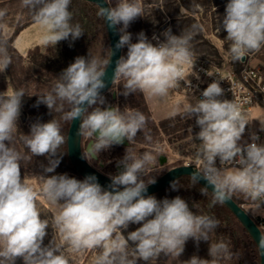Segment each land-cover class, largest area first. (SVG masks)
Instances as JSON below:
<instances>
[{
  "label": "clouds",
  "instance_id": "1",
  "mask_svg": "<svg viewBox=\"0 0 264 264\" xmlns=\"http://www.w3.org/2000/svg\"><path fill=\"white\" fill-rule=\"evenodd\" d=\"M71 2L21 0L33 22L45 30L43 44L56 45L69 37L75 41L84 34L78 23H71ZM97 16L109 27L118 29L116 48L127 47L126 55L116 61L113 75V81H123L121 94L125 97L136 91L165 96L184 80L182 66L193 67L194 32L191 30L174 35L168 29L163 33L164 40L155 45L141 32L137 42H132V34L127 29L142 16L139 0H115L114 4L113 0H104L98 5ZM221 28L231 42L229 55L233 61H241L247 54L259 51L264 47V0H229L220 21ZM109 55H113L112 51ZM109 63L110 59L77 57L49 91L36 95L37 105L44 104L50 112L61 113L59 120L53 118L46 123L32 124L30 133L22 137L31 156L47 157L49 164L44 168L45 173L55 171L63 154L59 150L66 143V137L62 134L61 122L80 121L79 135L88 141L83 158L88 161L125 140L131 146L138 132L151 140L144 113L128 108L121 110L118 106L101 107L105 103L101 95L106 86L104 69ZM10 64L7 48L0 43V73ZM223 95L220 83L213 81L199 98L192 96L183 106V113L194 119L199 128L195 133L199 144L191 180L207 182L208 186L201 189L202 195H207L211 187L210 206L223 205L234 194L241 193L254 202H261L256 205L259 208L264 204V143H257L256 134L251 135V142L242 141L249 123L240 106L221 99ZM25 96L23 89L0 92V264H16L18 258L23 264H69L63 251L65 245L74 252L93 250L90 264H138L141 260L150 264L161 253L180 257L189 239L197 245L200 241L209 242V235L219 227V220L195 214L180 196L158 200L154 195H145L148 185L156 182L153 178L146 183L142 178L146 169L155 164V156L150 150L136 153L129 146L118 162L123 170L110 177L111 190L102 188L95 176L83 180L67 174L43 176L40 195L50 205L52 224L60 237V243L52 239L45 246L49 221L41 218L37 193L21 178L20 162L24 157L11 146L19 131L18 119ZM171 188L178 190L175 182ZM130 224L141 226L125 235ZM258 247L264 252V235ZM208 251L211 259L194 255L185 264H217L219 258L231 254L224 241L209 243Z\"/></svg>",
  "mask_w": 264,
  "mask_h": 264
},
{
  "label": "rangeland",
  "instance_id": "2",
  "mask_svg": "<svg viewBox=\"0 0 264 264\" xmlns=\"http://www.w3.org/2000/svg\"><path fill=\"white\" fill-rule=\"evenodd\" d=\"M229 0H139L142 7V16L137 17L127 29L132 34V42H137V36L143 32L148 40L153 43V37L164 40L163 33L171 29L172 34L180 35L182 32L193 31L194 38L191 41L193 57L215 65L236 62L248 66L264 68V47L259 51L251 52L244 57V61H233L229 55L230 41L225 37L226 31L220 29V21L225 14L226 4ZM115 0H113V4ZM69 10L73 14L72 24H79L84 34L77 40L58 42L56 45H45L42 43L44 28L38 24L31 25L18 36L19 30L33 22L31 13L21 4V0H11L0 4V43H3L11 57V64L4 73H0V92H12L23 89L26 96L23 98L21 115L18 119V130L11 146L19 151L24 159L21 160V178L28 183L37 193V206L42 219L49 221L47 235L43 244L47 246L53 239L60 243V237L52 224V211L50 205L40 195L43 176H50L41 173L49 161L46 156H31V153L23 143L24 134H29L31 125L36 122L46 123L53 118L57 119L61 113L50 112L46 105H37L38 96L49 91L57 77L66 69L69 63L67 56L73 48L79 54L78 57H98L108 59L109 46L107 35L103 26V20L97 16L98 8L91 3L72 1ZM197 26L193 29V26ZM23 33V34H22ZM22 37V38H21ZM23 39L22 43L21 40ZM27 50H24L27 46ZM35 43L39 45L34 46ZM21 52H17L15 47ZM127 47L121 49V56L126 55ZM69 57V56H68ZM263 72V71H262ZM123 81L113 82L110 89L101 95L105 103L101 107L118 106L121 110L128 108L139 110L148 118L146 132L151 140H146L144 133H137L135 143L131 146H112L109 150L101 152L97 159L88 161L96 170L111 177L119 174V161L124 157L125 150L130 148L136 153L152 151L155 156V164L146 169L143 179L147 183L153 178L159 177L167 169L182 165L185 161L192 162L196 159V150L199 141L195 139L198 127L190 124L187 127L181 125L172 130V125H167L163 130L159 126L160 119L167 116L164 112L166 106L169 108L178 107L181 103L178 99L165 96H153L155 105L153 110L147 106L144 99V92L136 91L127 97L122 95ZM30 96V97H29ZM114 97V98H113ZM159 97V98H158ZM169 101V103H168ZM163 105V107H162ZM165 105V106H164ZM180 107V106H179ZM164 109V110H163ZM176 110V109H175ZM180 114V113H179ZM167 117L168 118H174ZM186 117L180 124H185ZM179 125V124H178ZM88 141L81 137L84 150ZM128 142V141H127ZM166 158L164 165L158 163V158ZM30 157V158H29ZM67 174L70 178L78 177L72 173H57L56 175ZM80 180V179H78ZM188 202L191 210L198 215L212 216L210 206L211 200L199 194H189L183 197ZM213 217V216H212ZM220 221V227L216 228L209 235V242L200 241L199 244L189 239L185 244V250L180 257L160 254L150 264H185L192 256L202 259H211L209 256V243L224 241L230 250V255L217 260V264H257L253 247L250 245L247 236L236 225L233 219L225 216ZM137 224H130L124 232L134 231ZM63 251L69 259V264H90L93 250L74 252L67 245ZM16 264H23L18 258ZM138 264H146L138 261ZM259 264V262H258Z\"/></svg>",
  "mask_w": 264,
  "mask_h": 264
},
{
  "label": "built area",
  "instance_id": "3",
  "mask_svg": "<svg viewBox=\"0 0 264 264\" xmlns=\"http://www.w3.org/2000/svg\"><path fill=\"white\" fill-rule=\"evenodd\" d=\"M156 38L153 41L154 45L158 41H163L158 37ZM193 63V67L187 64L182 66L185 71L184 80L180 81L176 88L168 91L169 98L178 99L186 104L192 99V96L199 98L201 92L210 83L217 81L224 92L221 99L237 103L245 118L251 117L250 114L253 108L264 112V74L260 68L243 64L238 71H235L229 61L221 65H215L195 57H193ZM193 73L195 75H192ZM187 80L190 81V85H186ZM253 120L256 119L250 118V120H247L249 124L246 126L244 133L247 136L246 141L251 142V135L256 134L259 137L257 143H264V130H261V126L256 128ZM182 165L196 167L195 160L192 162L185 161ZM217 166L219 167V160H217ZM228 167H231V165ZM254 221L264 234V221L261 219Z\"/></svg>",
  "mask_w": 264,
  "mask_h": 264
},
{
  "label": "water",
  "instance_id": "4",
  "mask_svg": "<svg viewBox=\"0 0 264 264\" xmlns=\"http://www.w3.org/2000/svg\"><path fill=\"white\" fill-rule=\"evenodd\" d=\"M88 3L94 4L97 8L98 5L104 3V0H83ZM105 6H107L105 4ZM104 28L106 31L107 39H108V46H109V54L112 51L113 55L110 57L108 54V59H110L109 65L105 66V88L101 91L104 93L110 89L112 86L113 75L116 61L121 56V49L116 48V45L119 41L120 33L118 29L111 28L108 26L106 21L102 18ZM242 62L244 61L241 60ZM114 98V97H113ZM79 126L80 121L74 120L73 122L69 123L67 132H66V153L67 158L72 166V168L79 174L80 177L85 179L88 176H95L96 181L104 188L105 190H111L109 185L111 184V179L109 176L99 172L96 170L85 158H83V148L81 143V136L79 135ZM88 143V142H87ZM127 140L124 141L123 144L119 146H127ZM86 146V145H85ZM85 148V147H84ZM159 164L163 165L166 162V158L160 156L158 158ZM196 167L193 165H176L169 169H167L164 173H162L159 177L155 179L154 184H150L147 187V192L145 195H150L155 192H158L165 187H167L173 180L178 178L182 175H187L191 177V174L195 170ZM203 188L207 185V182L201 179L198 182ZM122 190V189H121ZM211 187L209 186L208 192L212 194ZM228 211L233 215L236 221L240 224L242 229L248 234L254 245L256 246L257 253H258V262L259 264H264V252H262L258 247V242L263 233L257 226L256 222L249 214L243 209V207L237 204L233 199L228 200L226 203L223 204Z\"/></svg>",
  "mask_w": 264,
  "mask_h": 264
},
{
  "label": "trees",
  "instance_id": "5",
  "mask_svg": "<svg viewBox=\"0 0 264 264\" xmlns=\"http://www.w3.org/2000/svg\"><path fill=\"white\" fill-rule=\"evenodd\" d=\"M72 1H81V2H86L83 0H72ZM78 52L76 50H74L73 48L70 51V54L67 56L69 63L67 64L66 68L75 61V59L78 57ZM243 65V63H237L236 65L233 64V67L235 69V71H238V69ZM263 74H264V68H262ZM61 116V115H60ZM60 116L57 118V120L60 119ZM186 117V122L185 124H180L182 119H184ZM62 123V134L66 137V132H67V128L69 123ZM172 125L171 129L174 130L177 127L184 125V126H188L190 124H195V120L188 117L187 115H185L183 112L178 114L177 116H175L174 118H168L165 120H161L159 122V126L160 128H162L163 130L166 129L167 125ZM179 124V125H178ZM199 131V128H198ZM114 146H118V145H114ZM61 153H63L60 156V163L59 165L56 167L55 171L53 173H45L44 172V168L43 170H40L41 173L47 174V175H56L57 173H72L74 175H76L78 177V179L83 180L82 177L79 176V174L72 168L68 158H67V153H66V143L61 146L60 150ZM48 165H46L45 167H47ZM175 182L176 183V187L178 188V190H173L171 188V184ZM203 187L201 185H199L198 183H193L191 180L190 176L187 175H182L179 176L178 178H176L175 180H173L167 187H165L164 189L155 192L153 194L150 195H154L158 200H162L164 198H168V199H172L175 198L176 196H180L181 198L185 197L186 195L192 194H201V189ZM202 196H206L208 197V199H212V194L210 192H208L207 195H202ZM237 204L241 205V203L243 202H254L252 201L250 198H246L243 194L241 193H237L234 194L232 196V198ZM212 210V216L219 220V222L223 219H225V216L230 217L231 219L234 220V222L236 223V225L241 229V231H243V233L247 236V239L249 240L250 245L253 247L254 251H255V255H256V259H257V264H258V253H257V249L256 246L254 245V243L252 242V240L250 239V237L248 236V234L242 229V227L240 226V224L236 221V219L233 217V215L228 211V209L221 204H216L215 206H211ZM137 228L140 227L141 225H136ZM220 227V224H219ZM218 227V228H219ZM264 235V234H263Z\"/></svg>",
  "mask_w": 264,
  "mask_h": 264
},
{
  "label": "crops",
  "instance_id": "6",
  "mask_svg": "<svg viewBox=\"0 0 264 264\" xmlns=\"http://www.w3.org/2000/svg\"><path fill=\"white\" fill-rule=\"evenodd\" d=\"M7 1H11V0H0V4L1 3H4V2H7ZM36 23L34 22H31L29 23L28 25H25L24 27H22L19 32L17 33L16 37H15V42L18 38V36L20 35V33L24 30H26L28 27H30L31 25H34ZM22 43H25L23 42V39L21 40ZM27 46L24 50H27L28 48V42H26ZM39 44L38 43H35L34 46L37 47ZM15 49L17 50V52L21 55V52L16 48V46H14ZM144 99H145V102L147 104L148 107H150V111L153 110V105H155V99L153 98V96L151 95H148L147 93H144ZM159 98V97H158ZM169 103V101H168ZM182 103V102H181ZM185 104H180L178 107H172V108H168L166 106L165 111L167 113V116H163L161 117L160 119H167V117H173L174 115H172L173 112H176L178 115L179 113H182L183 112V106ZM165 106V105H164ZM163 107V105H162ZM163 109V110H164ZM176 109V110H175ZM251 117H246L247 120H250V118L252 119H256V120H253V124L256 128H258L259 126H261V123L264 122V112H262L261 110H258L257 108H253L252 109V112L250 114ZM247 140V136L246 135H243L242 137V141H246ZM159 163V161H158ZM123 169H121L122 171ZM120 171V172H121ZM257 204H260L258 201L256 202H243L241 203V206L243 207V209L249 214L250 217H252L254 220H263L264 221V205H261L259 208L256 207Z\"/></svg>",
  "mask_w": 264,
  "mask_h": 264
},
{
  "label": "bare ground",
  "instance_id": "7",
  "mask_svg": "<svg viewBox=\"0 0 264 264\" xmlns=\"http://www.w3.org/2000/svg\"><path fill=\"white\" fill-rule=\"evenodd\" d=\"M24 32V31H23ZM21 34V33H20ZM23 34V33H22ZM22 38V37H21ZM119 168V171H121V169H123V167L122 166H119L118 167Z\"/></svg>",
  "mask_w": 264,
  "mask_h": 264
},
{
  "label": "flooded vegetation",
  "instance_id": "8",
  "mask_svg": "<svg viewBox=\"0 0 264 264\" xmlns=\"http://www.w3.org/2000/svg\"><path fill=\"white\" fill-rule=\"evenodd\" d=\"M103 26H104V24H103ZM105 29V28H104ZM106 32V31H105Z\"/></svg>",
  "mask_w": 264,
  "mask_h": 264
}]
</instances>
